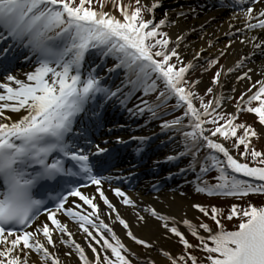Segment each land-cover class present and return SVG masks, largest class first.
Listing matches in <instances>:
<instances>
[{"label": "snow or ice", "instance_id": "obj_1", "mask_svg": "<svg viewBox=\"0 0 264 264\" xmlns=\"http://www.w3.org/2000/svg\"><path fill=\"white\" fill-rule=\"evenodd\" d=\"M134 2L136 6L129 9L128 4L113 0V7L119 12L117 16L104 11V0H0V42L7 43L6 47L0 48V56L7 59L10 49L21 47L29 53L25 59L35 58L34 70L25 73L26 80L7 74L4 82H0L3 90L0 91V101H3L0 110L19 112L23 109L24 112L13 120L0 111V120L4 121L0 122V264H30V253L37 258L32 264L37 261L40 264H61L54 254L57 242L53 239L54 231L67 234L68 238L60 242L74 246L80 264H132L129 254H135L130 253L113 229L100 219L94 198L80 190L81 178L97 185L95 192L99 199L107 209L117 213L115 219L131 240L146 248L151 247L148 241L132 233L126 220L121 218L99 187L101 178L93 174L95 165L90 160L91 150L86 151L76 143L83 135L76 122L97 101L101 105L114 101L130 117L147 113L150 118L157 117L156 109L174 101L169 111L180 108L183 111L171 120L161 121L160 127L179 135L182 150L165 159L177 161L190 157L186 167L178 171L183 173L198 168L200 176L196 177L195 191L208 196L229 197L264 194V152L250 147L251 138L257 133L251 125L236 123L239 113L246 110L254 113L259 124L264 126V78L255 81L258 87L254 92L246 89L247 95L241 93L235 112H223L220 95L205 102L204 97L195 91L199 80L187 78L201 51H197L191 61L183 62L176 48L169 47L167 34L159 30L166 23L165 19L154 24L151 18L145 19L142 14L144 11L152 13L159 0L143 7L141 0ZM94 3L99 7H93ZM257 4L264 5V0H234L227 6L241 13L245 29L264 30V7L254 10L253 6ZM235 32L240 33L241 29L236 28ZM180 39V36L176 37L177 42ZM241 42L251 43L254 50L264 52L262 36L250 35ZM231 43L229 40L228 45ZM92 51L105 63L112 61L104 69L103 76L98 74L97 65L86 64V55ZM217 62L216 58L209 59L203 70L207 71ZM240 63L237 62V66ZM260 74L264 77V67ZM113 75L121 77L119 82L106 84L104 81L111 80ZM220 76L221 70L218 69L211 76V84H219ZM245 78L250 79L247 72L237 76V80ZM205 92L212 93L213 88L209 86ZM137 93H140L137 97L139 104L127 107ZM149 95L154 96L152 101L143 99ZM197 100L200 102L198 107ZM253 101L256 106H247ZM164 114L167 113H159ZM208 124L212 127L206 128ZM237 129H242V133L238 135ZM130 139L143 143L147 138ZM116 140L125 143L120 137ZM226 141H232L233 149L242 145L244 151H239L238 155L251 157V165L237 159L226 146ZM85 144L90 141L85 139ZM202 149L203 156L200 155ZM135 150L139 153L142 149L137 147ZM96 152H106V149L97 145ZM213 170L218 173L214 177L216 183L202 179ZM234 173L253 180L239 179ZM111 191L122 197L123 204L134 205L135 202L119 187ZM69 197L79 198L91 212L83 215L76 211L80 204L75 200L71 202L75 207L65 206ZM48 203L54 207L50 209ZM192 207L210 217L216 226L213 230L208 223L194 225L183 219L181 223L197 239V245L189 242L174 217L146 209L183 245L184 251L178 255L160 250L169 264H197V258L186 251L193 247L207 253L202 264H264V206L248 204L241 210L232 204L226 218L239 217L232 230L222 224L217 206L196 203ZM41 211L46 221L37 223ZM57 212L80 221L79 228L100 245L98 251L92 243L88 244L92 259L72 239L66 224L57 218ZM93 216L95 220L91 218ZM137 219L144 220L139 215ZM168 221L173 222L170 225ZM86 224L91 225L96 235ZM101 229L112 234L111 241ZM200 230L207 235H201ZM144 264H155V261L147 259Z\"/></svg>", "mask_w": 264, "mask_h": 264}, {"label": "bare ground", "instance_id": "obj_2", "mask_svg": "<svg viewBox=\"0 0 264 264\" xmlns=\"http://www.w3.org/2000/svg\"><path fill=\"white\" fill-rule=\"evenodd\" d=\"M167 1L176 0H159L158 6L153 9L152 13L147 12V19H165V33L167 34V38L175 40L177 42L176 37L180 36L181 39L179 42H177V48L184 49V51H187L188 54L192 55L188 56L187 62L193 59L197 51H201V56L197 61H194L195 65H197L201 59H204L207 56H216L219 55L220 52H224V70L221 72V81L217 87L219 92H217L216 95H220L221 98H223L222 95L225 94V91H229L225 90V85L223 84V80L226 77V74H233L234 78H237V76H241L245 72L248 73L250 79L245 78L240 81H234L235 79H232L230 80V83L227 84L229 86L228 88H233L235 90L238 89V91H245L246 89L255 91L256 87H258L255 85V81L264 78L260 74V69L264 67V53L258 50H254L251 43H242L241 41L242 39L247 38L250 35L261 36V33L264 34V30L250 33L249 30L244 28L242 18L237 16L236 19H231V17H228V15L223 11H217L211 8L209 6V3L213 0H183V2H186V6H183V9L181 11L171 12L166 16H159V11L162 8H159L160 4ZM154 2L155 0H141V4H143L144 6H150ZM198 3L199 5L203 6L201 9L190 7L193 4L197 5ZM230 25L234 27H230ZM236 28L241 29V32L236 33ZM229 40L232 41L231 45H228ZM209 41H211V46H209ZM1 44L2 42H0V45ZM226 45L228 46L225 47ZM6 46L7 44H5L4 47ZM22 52L23 48L15 47L13 49H10L7 56L14 53L12 59H16L15 55ZM26 53V57L29 56V53ZM254 54H262L263 56L260 59H252L251 61H249L251 56H255ZM3 59H5V57L2 58L1 61H3ZM34 59L35 58L33 57L32 60L25 58L24 60H18V62L22 63L21 65H24V67L18 68L13 76L20 80H26L25 73L34 70ZM18 62L15 63L18 64ZM237 62H241L239 66H237ZM228 69H238V73H233L232 71H228ZM249 69H251L250 72ZM0 82L4 81L0 80ZM200 82L202 84H205L203 80H200ZM13 86L15 87L14 83ZM0 91L3 90L0 89ZM131 101H133V104H139L137 94L131 98ZM0 103H3V101H0ZM107 103L108 106L103 107V109L106 108L104 114L105 121H103V123L105 125L107 124V126L110 125L112 128L106 129L107 126L105 128H103L102 126L100 127V130L102 131L105 129L103 132L105 138H109L107 141L109 147L113 146V142L117 143L116 137H120L121 139L126 138L127 140H131L130 137H146L147 139L144 141V143L150 141L148 144V152L153 153L150 160L146 161V163L149 164L148 166L156 165L158 162L164 160L167 156L175 154L177 148H180L177 140L174 141V143H171V140H168V142L164 143L163 146L159 148V142H161L162 140L157 139L156 144L153 141V135H155L160 129L151 122H142L140 125L134 126L129 125V121L126 120L127 117L125 119L121 117L119 121L121 125L123 124V127H121L123 128L124 132H120L117 129L118 127H114L112 123L109 122L115 118L112 110L118 106L117 102L110 101ZM223 106L229 107L225 102H222V107ZM127 107L132 106L128 105ZM0 111H4L6 116L11 117V119L13 120L19 118L20 115L24 114L23 109L19 112H12V110L10 109H4ZM119 111H125V113L127 112L121 107L119 108ZM0 122L4 121L0 120ZM135 141L137 142L140 140H134L133 142ZM99 143L100 141L98 142V144ZM136 148L137 146L135 147V149ZM146 151L147 149L144 152ZM144 152H141V155H145ZM187 158L188 157H183L179 159V161H177L180 162L182 160H187ZM175 162L176 161L169 162L168 164L163 165L164 168H167L169 171H171V175H162L151 184L144 185L140 190L134 191L129 195V198H131L135 202L134 205L125 206L121 202V197H117L107 188L102 189V191L105 193V196L117 209V212L119 213L121 218L126 220L132 233L138 238L148 241L151 245V248H148V250L144 252L135 249V242L126 235V230L124 229V227L120 225L119 222L115 219L117 213L111 212L109 209H107V206L104 205L103 201L99 199V194H95L96 192L94 191V189L87 190L88 193L95 195L94 202L98 205V215L100 219L113 229L116 237L130 250V253L135 254V256L129 254V259H131L132 262L137 263L138 261L151 259L152 261H155V264H169L167 259L162 256L160 250H167L173 255H176V253H178L176 248L177 241L175 240V236L171 233H168L167 230L161 226L163 222L155 219L151 215L150 211H146V209H155L158 213L174 217L177 227L182 232H186L188 230L181 223V221L183 219H188L193 223L194 218L197 216V209L192 207V205L196 204V202H194L191 198V194L194 191L195 181L192 184L187 183L185 186L179 185L178 183V185H174V187L170 191L167 190V186H169L167 185L164 187L165 192L158 195L153 193V189L157 187L158 184L160 185V183L164 180L166 182V179L168 178L179 181L182 178L191 177L198 173V168L195 171L188 170L183 173H180L178 171L181 168H170L169 165ZM175 172L179 174L177 175L175 174ZM80 207L84 209L86 215L91 212L89 206L84 205L83 203H80ZM138 215L144 218L143 222L138 221ZM172 222L173 221H168L170 225L172 224ZM101 233L111 241V233L103 229H101ZM87 240L89 243H92L99 251L100 245L96 244L91 237ZM79 243L82 244V248H84L85 254L88 256V258L92 259L93 254L86 243L82 240H79ZM56 250L60 252L61 255L65 251V249H63L59 245L56 246ZM62 264L80 263L76 258V254L72 253V256L69 258L63 257Z\"/></svg>", "mask_w": 264, "mask_h": 264}, {"label": "rangeland", "instance_id": "obj_3", "mask_svg": "<svg viewBox=\"0 0 264 264\" xmlns=\"http://www.w3.org/2000/svg\"><path fill=\"white\" fill-rule=\"evenodd\" d=\"M125 4H128L129 7L133 8L136 6L134 0H124ZM141 6L143 7V4H141ZM96 7H99L98 4H96ZM104 11L105 10H109L110 12H112V14L114 15H117L119 16L114 10H113V0H108L106 3H105V0H104ZM176 7V6H174ZM129 8V9H131ZM143 16L145 18V16L147 15V11H144L143 13ZM160 30V29H159ZM162 32L165 33V27L163 26ZM169 39V38H168ZM170 42L173 43V47L176 48L177 52L180 54V56L182 57V60L183 62L187 63V60H188V56H192L191 54H188L187 51H184V49H180V48H177V43L175 40H171L169 39ZM224 56V55H222ZM221 55L217 56V57H212V58H216L217 59V63L214 67V70L216 69H219L221 70L222 67H223V64L225 63V58H223ZM211 59V58H209ZM208 59V60H209ZM206 60V62L208 61ZM205 63H202V64H199L201 65L204 69L206 68L205 66ZM200 67L198 68V65L196 67H194V69L190 70V72L187 74V78L189 80H193V79H197V80H203L205 82V84L203 85V87L201 88L202 89H206L207 87L211 86L213 88V92L212 93H206L204 95H202V91H196L198 95H202L204 96V101L206 102L207 100L209 99H213L214 96L216 95L218 91L217 89V85H210L209 82H211V76L214 74V72H208V71H204L203 68ZM221 79V76L219 77V80ZM228 78L225 79L224 82H226ZM225 84V83H224ZM198 88V86H196ZM225 89H227L225 87ZM203 90V91H204ZM244 92L245 95H246V91H231L232 95L231 96V99L227 98L225 100V102H227V104H229V106L231 107L230 110L228 109H225V113H229V112H235V106L237 104V98L240 97L241 93ZM226 93L223 95L225 96ZM228 95V94H227ZM224 99H222L223 101ZM222 110H223V107H222ZM241 113H239L240 115ZM174 115V114H173ZM172 115V116H173ZM238 115V116H239ZM240 123H243L245 125H251L253 129H255L257 135L255 137H252L251 138V141H250V147L251 148H255L257 151H261V152H264V133H263V130L264 128L262 127V125H257L256 121L254 120L253 116L250 114V113H247L246 115H243L241 117V120H240ZM181 143H183L181 141ZM230 143L232 144V141H230ZM237 150H240V149H237ZM192 200L196 203H199L201 205H204L206 207H210L211 205H215L217 206V208L219 209V212H220V219H221V222L226 226L228 227V229H233L235 225H237L239 219L238 218H233L231 220L227 219L226 216H227V212L228 210L230 209L231 205L232 204H236L239 206V208L241 210H243L244 207H246L248 204H253V205H259V204H263L264 203V194H259V193H254V194H248L247 196H242V197H229V196H216V195H213V196H208L207 194L205 193H200V192H193L192 194ZM208 222L211 227H213L214 229L216 228L215 224L211 221L210 217H205L203 216V214H201L199 211L197 213V216L194 218V225H198L199 222ZM185 233V236L186 238L189 240L190 238L193 240L192 241V245H197L198 244V241L196 239H193L189 232L186 231L184 232ZM200 234L201 235H207V233L203 232L202 230H200ZM190 239V240H191ZM175 240L177 241V244H176V248H177V251L178 253H176V255L180 254L182 251H184L183 249V245H181L178 241V238L175 237ZM135 249H137L138 251H146L148 250V248H151V247H144L143 245H140V244H135ZM188 253H194V255L198 258V260H201L202 261V258L205 257L207 255V253H205L203 250H201L199 247H193V248H190V249H187L186 250ZM147 260V259H145ZM143 260L140 264H144V261ZM190 264V262H189Z\"/></svg>", "mask_w": 264, "mask_h": 264}]
</instances>
